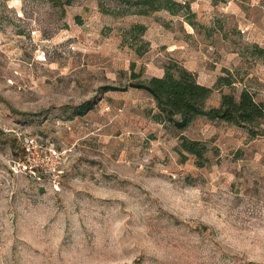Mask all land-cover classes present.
<instances>
[{
	"label": "rangeland",
	"instance_id": "rangeland-1",
	"mask_svg": "<svg viewBox=\"0 0 264 264\" xmlns=\"http://www.w3.org/2000/svg\"><path fill=\"white\" fill-rule=\"evenodd\" d=\"M186 1L193 23L0 0V264H264V121L179 129L129 85L176 64L212 87L207 107L243 86L264 104V0Z\"/></svg>",
	"mask_w": 264,
	"mask_h": 264
},
{
	"label": "trees",
	"instance_id": "trees-1",
	"mask_svg": "<svg viewBox=\"0 0 264 264\" xmlns=\"http://www.w3.org/2000/svg\"><path fill=\"white\" fill-rule=\"evenodd\" d=\"M53 4L69 3L70 0H48ZM103 11L116 15L126 13L149 14L153 11L166 9L172 14H183L193 23L195 12L188 1L181 0H115L112 6L101 4ZM135 26V25H134ZM143 27L142 25H139ZM253 53L264 59V45L252 44ZM129 85L144 89L154 100L157 110L153 113L156 120H166L179 129L186 128L195 118L204 116L208 119H220L229 123L244 125L251 136L262 134L261 124L264 121V104L257 100L248 88L241 87L238 95L234 92L221 93L219 104L207 107L205 102L212 91V87L197 81L193 72L184 66L167 64L162 75H151L139 78L135 73ZM233 78L221 74L217 77L216 85H232ZM116 86L102 85L103 90L115 89ZM93 102L86 100L84 108L92 107ZM182 149L195 155L199 164L206 159L204 153L206 144L182 136Z\"/></svg>",
	"mask_w": 264,
	"mask_h": 264
},
{
	"label": "built area",
	"instance_id": "built-area-1",
	"mask_svg": "<svg viewBox=\"0 0 264 264\" xmlns=\"http://www.w3.org/2000/svg\"><path fill=\"white\" fill-rule=\"evenodd\" d=\"M24 141L26 148H29V146L32 144V138H26Z\"/></svg>",
	"mask_w": 264,
	"mask_h": 264
}]
</instances>
